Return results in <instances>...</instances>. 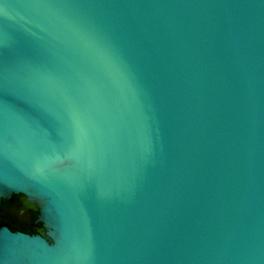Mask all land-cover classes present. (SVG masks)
Listing matches in <instances>:
<instances>
[{"label":"water","instance_id":"1","mask_svg":"<svg viewBox=\"0 0 264 264\" xmlns=\"http://www.w3.org/2000/svg\"><path fill=\"white\" fill-rule=\"evenodd\" d=\"M0 264H264V0H0Z\"/></svg>","mask_w":264,"mask_h":264},{"label":"flooded vegetation","instance_id":"2","mask_svg":"<svg viewBox=\"0 0 264 264\" xmlns=\"http://www.w3.org/2000/svg\"><path fill=\"white\" fill-rule=\"evenodd\" d=\"M30 205L31 208L25 209L26 205ZM0 212L10 214L15 212L16 218L15 228L13 229L10 224L2 223L0 228L3 226L8 227L13 232H23L29 235H40L46 237L48 241H51V238L48 235L47 228L44 223L38 220L40 209L38 202L29 198L26 195H20L16 200H13L12 197L0 199ZM37 212V213H36ZM35 215V218L28 220V215ZM32 218V216H31Z\"/></svg>","mask_w":264,"mask_h":264},{"label":"trees","instance_id":"3","mask_svg":"<svg viewBox=\"0 0 264 264\" xmlns=\"http://www.w3.org/2000/svg\"><path fill=\"white\" fill-rule=\"evenodd\" d=\"M18 196H20V195H18ZM18 196H13L12 199L13 200H16V198H18ZM27 208H31V206L28 204V205L25 206V209H27ZM15 215H16L15 212H12L10 214H6V213L4 214V213L0 212V225L2 223H7V224H10V226L14 229L15 228V224L14 223L16 222L15 221L16 218L14 217ZM31 216H32V218H31ZM34 218H35V215L34 214L28 215L27 221L30 220V219L32 221V219H34Z\"/></svg>","mask_w":264,"mask_h":264}]
</instances>
